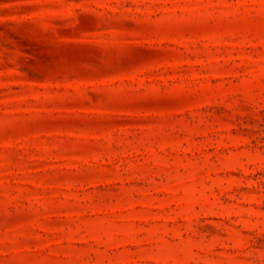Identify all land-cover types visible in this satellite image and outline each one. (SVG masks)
I'll return each mask as SVG.
<instances>
[{"label": "rangeland", "instance_id": "rangeland-1", "mask_svg": "<svg viewBox=\"0 0 264 264\" xmlns=\"http://www.w3.org/2000/svg\"><path fill=\"white\" fill-rule=\"evenodd\" d=\"M0 264H264V0H0Z\"/></svg>", "mask_w": 264, "mask_h": 264}]
</instances>
